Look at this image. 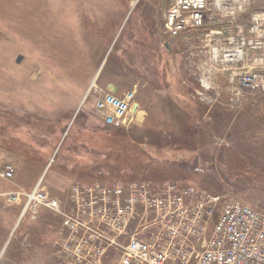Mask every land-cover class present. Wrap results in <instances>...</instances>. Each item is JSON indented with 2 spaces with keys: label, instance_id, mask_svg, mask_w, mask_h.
<instances>
[{
  "label": "rangeland",
  "instance_id": "1",
  "mask_svg": "<svg viewBox=\"0 0 264 264\" xmlns=\"http://www.w3.org/2000/svg\"><path fill=\"white\" fill-rule=\"evenodd\" d=\"M169 3L0 0V141L24 143H0V157L15 169L5 148L28 161L32 150L52 158L28 185L0 181V264H62L60 218L40 208L20 219V205L4 198L30 191L45 169L42 184L60 202L74 182L108 171L155 191L190 188L186 207L216 199L212 216L173 252L185 264H195L228 202L264 214V155L255 154L264 143V93L239 87L234 68L208 62L210 46L229 31L224 18L170 38ZM248 6L243 21L264 13V0ZM109 86L117 96L132 91L141 117L132 105L122 126L107 125L94 104Z\"/></svg>",
  "mask_w": 264,
  "mask_h": 264
},
{
  "label": "built area",
  "instance_id": "2",
  "mask_svg": "<svg viewBox=\"0 0 264 264\" xmlns=\"http://www.w3.org/2000/svg\"><path fill=\"white\" fill-rule=\"evenodd\" d=\"M248 4L249 0H170L164 28L175 38L224 18L229 31L221 43L210 46L208 62L234 68L239 87L264 93V13L250 12L248 20H241ZM106 89L94 108L107 125L122 126L134 93L117 96L112 87ZM45 170L30 191L6 192L4 198L7 206L20 205V219L40 208L60 218L56 246L62 264H105L112 255L110 264H185L183 256L173 259V252L182 250L185 235L197 234L215 208L216 199L206 207H186L184 198L193 195L190 188L172 185L155 191L149 181L109 175L74 182L60 202L42 184ZM14 175L13 164L0 157V181H12ZM195 264H264V214L239 202L225 204Z\"/></svg>",
  "mask_w": 264,
  "mask_h": 264
},
{
  "label": "crops",
  "instance_id": "3",
  "mask_svg": "<svg viewBox=\"0 0 264 264\" xmlns=\"http://www.w3.org/2000/svg\"><path fill=\"white\" fill-rule=\"evenodd\" d=\"M263 125H264V121H263ZM262 125V126H263ZM259 130V129H258ZM249 133V132H248ZM249 138V137H247ZM250 138H252L250 136ZM258 140H260L261 142L264 140V128L263 130H261V134L257 135ZM14 141H19L18 143H21L24 145V143H22L21 139H17V138H8V139H2L0 141V143L4 144L5 146H7L8 144H11ZM231 141V140H229ZM228 146V144H226ZM243 146L241 145V148ZM259 151H256V155H264V143L263 145L259 146ZM236 149V148H235ZM5 150H7L8 152H5L7 156H13L14 158V162L17 164L16 169H15V175H14V179L12 180V182H8V183H15V186H25L28 185L30 183V181L32 182L33 180H35V178L38 176V174L41 171V168L44 166L45 163L48 162L47 160H41L40 155H37V153H35V151L32 150V152L30 153V157L31 160H25L24 158H21L20 156H18L17 154L11 153L8 149L5 148ZM237 150V149H236ZM241 154L245 155V153H243V151L241 152ZM10 162V161H9ZM12 163V162H11ZM13 164V163H12ZM37 164H39V167H34ZM14 166V165H13ZM41 166V168H40ZM15 168V167H14ZM33 170V171H32ZM16 178V179H15ZM4 182V181H3ZM2 184V183H0ZM17 191H23L26 192V190L24 189H18Z\"/></svg>",
  "mask_w": 264,
  "mask_h": 264
},
{
  "label": "trees",
  "instance_id": "4",
  "mask_svg": "<svg viewBox=\"0 0 264 264\" xmlns=\"http://www.w3.org/2000/svg\"><path fill=\"white\" fill-rule=\"evenodd\" d=\"M147 156V155H146ZM148 160V159H147ZM145 161V162H150L151 163V161ZM108 173V175L109 176H111V177H114V178H117V179H119V180H123V181H131V180H136V179H134V178H131V177H128V178H123L122 176H121V174H120V172H119V174H118V172L116 171V172H114V171H108L107 172Z\"/></svg>",
  "mask_w": 264,
  "mask_h": 264
},
{
  "label": "bare ground",
  "instance_id": "5",
  "mask_svg": "<svg viewBox=\"0 0 264 264\" xmlns=\"http://www.w3.org/2000/svg\"><path fill=\"white\" fill-rule=\"evenodd\" d=\"M100 69L98 70V72L100 71ZM132 113L134 115H136L138 118L141 117V113H139V111H137V104H135V103L133 104V107H132Z\"/></svg>",
  "mask_w": 264,
  "mask_h": 264
}]
</instances>
